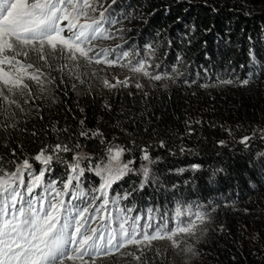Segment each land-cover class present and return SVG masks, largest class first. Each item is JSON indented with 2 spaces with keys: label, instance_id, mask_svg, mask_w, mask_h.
Masks as SVG:
<instances>
[{
  "label": "trees",
  "instance_id": "trees-1",
  "mask_svg": "<svg viewBox=\"0 0 264 264\" xmlns=\"http://www.w3.org/2000/svg\"><path fill=\"white\" fill-rule=\"evenodd\" d=\"M88 2V58L46 47L43 60L37 46L21 64L27 87L0 83V176L42 150L54 158L11 185L15 207L62 200L61 224L86 209L81 232L96 229L102 250L124 232L165 237L64 264H264V0ZM114 145L151 176L129 173L99 196L93 176L69 183L64 159ZM9 204L1 192L0 211ZM190 222L194 235L177 231Z\"/></svg>",
  "mask_w": 264,
  "mask_h": 264
},
{
  "label": "snow or ice",
  "instance_id": "snow-or-ice-1",
  "mask_svg": "<svg viewBox=\"0 0 264 264\" xmlns=\"http://www.w3.org/2000/svg\"><path fill=\"white\" fill-rule=\"evenodd\" d=\"M69 6L71 11H69ZM88 0H0V66L9 65L15 68L17 75L11 76L8 72L0 67V81L5 86L17 87L23 85V77L19 75L23 66L16 56L27 55L28 53L21 52L19 48L37 50L40 53V59L46 60L45 47L50 52H67L70 58L75 59L76 54L88 58V50L82 45L89 40L87 34L88 29L91 28L90 24H78L80 16L86 15L81 9L90 8ZM103 16V13H101ZM67 21L64 27H61V22ZM95 23V22H94ZM67 31L68 36L63 35ZM94 38V37H93ZM19 46V48H18ZM7 53H13L12 56ZM99 63V60L96 61ZM28 68L32 67L27 65ZM143 65L134 68V71H141ZM148 75L147 72L144 73ZM30 79L39 82V76L29 75ZM155 80H160L161 77L156 75L153 77ZM243 83H247L244 81ZM106 86L108 82L105 81ZM139 87V85H137ZM86 134V133H84ZM247 139V138H245ZM57 145V150L60 149ZM64 151H68L65 147ZM112 152V150H109ZM123 149H117L112 155V160L119 159ZM42 164H49L51 156H45L42 150L35 158ZM144 160H149V156L145 151ZM31 165L27 160L19 166L12 174L5 173L4 178H0V192L8 193L9 205L5 206L4 211H0V264H64L65 260L75 261L87 255L89 251L94 250L97 255H110L113 252H118L125 244H139L143 241H152L157 239H164L165 237L157 232L154 235L145 234L143 241L136 240V233L133 232L128 236L127 232L123 235L128 237L119 243H113L115 237H111L102 250L97 241L103 240V236L96 235V229H92V234H82L81 229L83 224L87 223L84 220L82 210L79 218L65 217L64 222L61 224V207L63 201L53 204L49 202V207L46 211H37L35 208V201L29 200L25 202V206L16 208L18 199H23L20 192L14 188L9 191L12 178L18 179L23 173L24 169L30 168ZM79 169V160L72 166L75 173ZM129 171L127 163L113 170L111 167L98 170L97 174L102 175L103 184L99 189L102 193L111 184L120 179ZM83 169H80V174ZM43 175V172L40 173ZM144 176L147 178L148 169L144 168ZM78 177H71V180ZM38 179V178H37ZM36 181H34L35 185ZM68 184L65 185L67 187ZM30 193L31 188L27 189ZM59 195V193H57ZM105 204L107 201L104 202ZM15 209L9 212L8 208ZM197 220H203V216L197 214ZM59 225V228H57ZM196 225L189 223L185 227L177 229L178 232L195 234L194 229ZM73 229L69 233V229ZM173 235L167 236V239L172 240ZM175 244L176 242L173 241ZM75 246V247H72Z\"/></svg>",
  "mask_w": 264,
  "mask_h": 264
},
{
  "label": "rangeland",
  "instance_id": "rangeland-1",
  "mask_svg": "<svg viewBox=\"0 0 264 264\" xmlns=\"http://www.w3.org/2000/svg\"><path fill=\"white\" fill-rule=\"evenodd\" d=\"M88 23H90V22H81V21L78 20V24H88ZM18 48H19V46H18ZM45 49H46V47H45ZM19 50L21 52H25L26 51L28 53L26 56L25 55L16 56V60H18L20 62V64H24L29 59V56H30V53H31L30 48L29 49L19 48ZM35 54H36L37 57L40 56L39 52H36ZM7 55L12 56L13 53H7ZM46 56L48 58L47 54H46ZM0 67H3L4 70L6 72H8L9 74L11 73V74L15 75V73H16L15 68H13V67H11L9 65H2ZM112 76H114V78L112 80H114L115 77H116V82L117 81H128V79H129V77L126 76V75L115 76V74H112ZM1 82L2 81H0V83ZM108 84H110V82H108ZM110 149L112 150V152L109 151ZM117 149H123V152H122V154H121V156L119 157L118 160L113 161L111 157H112V155L114 154V152ZM53 153H58V152H53ZM126 155H127V153H126L124 148H122L119 145H114V146L109 147L108 149L106 148L104 150V155L100 156V157H98L97 155H95L93 153H85V152L76 153V154L72 155L71 158L64 159V164L63 165L70 170V172L72 174V177H78V178L72 179L73 183L75 181H78V183H82L83 178H85L86 176H88V177L93 176L94 179L98 180V184H99L98 187L99 188L97 190V196H99L100 194L101 195L102 194H108L111 191L114 183L117 180H115L111 184V187L107 188L106 191L104 193H102L99 189L101 188V186L103 184L102 175H104V173L101 172V174H97L98 170H103V169H106V168H109V167H111L113 170H115L116 168H118V167L122 166L123 164L127 163L128 166H129V171H127V173L125 175H123L118 180H121L124 176L128 175L129 173H142V172H144V168L145 167H147V169H148V176H151V170H150L149 165L147 163H137L134 160L128 159L126 157ZM45 156H47V155H45ZM58 156H60V155H58ZM53 159L54 158H52L51 161ZM77 160H79V169H77V171L74 173L73 170H72V166L77 163ZM29 164L31 165V167L28 168V169H24L23 173L19 176L18 179H16V178H12L11 179V181H10L11 185H13L16 182L18 184H22L25 181V179H26V177L28 175H34L37 172V170H36L37 165H39L41 167L48 166V165L40 163L39 161H37V164H33V163H30V162H29ZM80 169H83V173L82 174H80ZM4 177L5 176H0V178H4ZM34 181H36V183H35V185H36V184L42 182L43 178L41 180H33L32 181V187L33 188L35 187ZM89 200L92 201V197H90Z\"/></svg>",
  "mask_w": 264,
  "mask_h": 264
}]
</instances>
